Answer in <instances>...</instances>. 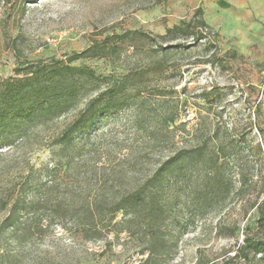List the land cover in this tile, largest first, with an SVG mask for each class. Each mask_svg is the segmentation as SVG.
<instances>
[{"label":"rangeland","instance_id":"obj_1","mask_svg":"<svg viewBox=\"0 0 264 264\" xmlns=\"http://www.w3.org/2000/svg\"><path fill=\"white\" fill-rule=\"evenodd\" d=\"M200 7L213 28L205 38H162ZM213 15L210 0H0V77H15L25 61H66L114 38L108 58L72 63L100 76L84 81L78 105L108 86L104 76L129 73L136 82L121 109L77 135L69 166L57 165L51 150L74 112L0 150V264H151L141 216L95 237L85 231L83 206L99 194L122 196L194 150L202 154L182 174L166 176L156 264H264L262 253L235 257L246 237L264 238V57L234 49ZM138 30L146 35L130 34ZM36 186L50 187V198L20 215L44 224L3 229L16 197L27 192L30 200Z\"/></svg>","mask_w":264,"mask_h":264},{"label":"trees","instance_id":"obj_2","mask_svg":"<svg viewBox=\"0 0 264 264\" xmlns=\"http://www.w3.org/2000/svg\"><path fill=\"white\" fill-rule=\"evenodd\" d=\"M205 29L213 31L200 7L196 9L190 21H182L180 25L168 29L162 38L191 36L199 40L206 37ZM130 34L146 35L139 30ZM128 35L129 33L123 34L119 38L123 40ZM116 41L114 38L112 41H96L85 50L73 53L66 61L58 58H52L50 63L42 60L25 61L15 69V77H0V150L12 147L18 139H25L30 134V128L46 125L53 119L74 112L73 118L55 136V148L51 150L52 157L57 159V165L69 166L74 159V151L79 149L76 143L77 135L91 128L103 113L121 109L123 104L120 97L136 85L129 73L110 75L109 80L104 76L102 79L108 81V86L90 96L83 107L78 105L84 81H97L100 76L91 68L72 63L80 59L108 58ZM181 45L179 43L176 46ZM198 154H202L200 150L191 151L189 154L178 153L160 165L150 179L134 189L127 190L120 197L97 195L87 206H83L85 222L82 223L87 225L86 233L93 232L95 237H98L109 225L118 227L124 223H136L137 218L141 216L140 227L150 232L147 247L150 263L156 264V258L163 254L165 245L161 223L165 207L162 195L166 187V176L173 174L175 170L178 175L182 174L185 162ZM45 187L39 189L36 186L31 192L30 200H27V192H21L10 205L8 214L4 216L2 228L14 230L19 227L25 233L31 232L36 226H42L45 218L25 220L20 214L39 208L43 201L50 198L51 188ZM119 213H124L126 218L116 221ZM258 224L264 227L263 215L258 219ZM249 253H262L261 259L264 260V238L246 237L235 257L246 258Z\"/></svg>","mask_w":264,"mask_h":264},{"label":"crops","instance_id":"obj_3","mask_svg":"<svg viewBox=\"0 0 264 264\" xmlns=\"http://www.w3.org/2000/svg\"><path fill=\"white\" fill-rule=\"evenodd\" d=\"M211 24L240 52L261 51L264 57V0H210Z\"/></svg>","mask_w":264,"mask_h":264}]
</instances>
